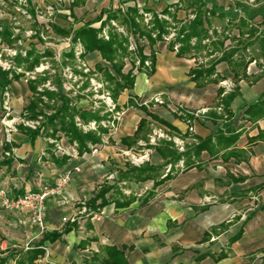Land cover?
<instances>
[{"label":"crops","instance_id":"1","mask_svg":"<svg viewBox=\"0 0 264 264\" xmlns=\"http://www.w3.org/2000/svg\"><path fill=\"white\" fill-rule=\"evenodd\" d=\"M4 1L13 4L15 0ZM30 1L35 14L47 6L55 7L44 34L57 38L64 37L52 26L77 30L91 23L98 29L100 12L110 7L136 6L155 14L167 9L178 20L193 16L191 9H174L181 0ZM213 1L225 9L234 4L233 0ZM261 21L257 17L254 23ZM218 22L214 19L213 26ZM0 23L12 27L9 21ZM143 47L149 55L148 43ZM152 52L153 74H135L133 88L124 90L117 99L116 125L102 136L100 144L82 155L60 132L58 140L43 135L32 138L17 125L7 136L0 96V250L1 257L9 255L7 264H17L20 253L38 244L44 232H60L71 223L74 227L68 233L43 244L45 253L34 264H102L107 258L106 247L121 252L125 264H264V76L255 80L262 60L251 63L247 78L237 84L239 94L229 106L232 119L227 128L225 120L212 117L210 112H223L216 107L218 91L224 88L228 92L226 84L234 86L229 65H216L222 82L198 87L189 77L195 59L178 58L163 41L153 46ZM85 61L92 69L99 63L112 72L98 52L86 55ZM9 91L11 118L17 124L33 93L21 80L13 81ZM129 98L134 106H128ZM142 119L152 128L149 138L161 130L185 144L210 139L200 153L198 166L175 169L173 178L160 182L169 173L170 164L165 166L156 150L144 148L146 143L141 139L130 147L121 142L134 135ZM57 145L64 152H58ZM128 154L146 155L144 163L164 168L156 177L157 186L153 180L118 181V172L126 171V163H130ZM62 174L70 176L69 184L61 197L46 202L42 229L28 224L27 209L3 210L2 192L17 196L52 184ZM105 182H116L109 194L111 202L99 212L81 215L82 207L88 208L87 200ZM149 193L151 199L142 204ZM130 199L128 206H116Z\"/></svg>","mask_w":264,"mask_h":264},{"label":"trees","instance_id":"2","mask_svg":"<svg viewBox=\"0 0 264 264\" xmlns=\"http://www.w3.org/2000/svg\"><path fill=\"white\" fill-rule=\"evenodd\" d=\"M28 2V13L33 19L35 11L30 0ZM233 6L225 9L218 6L213 0H181L174 9L192 10V17L186 20H178L174 13H170L167 9L163 13L155 14L146 11L151 15V20L147 25L143 22V15L138 12L136 6L128 7L125 11L120 8H108L102 10L96 20L100 22L98 29L91 27V23H86L77 30L73 29H58L52 26L54 32L63 37H70L71 44L80 43L83 48L81 58L85 59L86 55L92 52H98L101 59L108 63L112 72L104 68L99 63L95 65V71L99 72L104 81L105 90L109 93L110 98L115 104V111H118L116 105L117 99L124 90H131L134 86L133 69L135 60L140 62L137 68L138 72H144L151 76L154 72L153 65L155 57L152 52L153 46L158 42H166L164 37L172 30L175 34L172 40L167 42L168 49L176 53L178 58L195 59V66L190 69L189 77L196 83L198 87H202L208 83H220L223 79L216 74V65L221 62H226L232 73L234 74V86L226 92V89L220 88L217 95L216 107L222 108L221 114L210 112L212 117L225 120L224 126L229 128L231 115L229 106L233 99L238 96L239 89L237 84L240 80L247 78L248 66L261 59L259 63L260 73L255 78L257 80L264 76V0H254L252 4L248 0H233ZM75 1L72 2V7ZM159 15L167 16L170 20L166 21ZM105 16V17H103ZM260 17L262 21L258 24L254 20ZM218 19L221 22L219 29L213 26V20ZM114 21L118 25L126 28V31L136 40H145L151 48L150 54H144V47L137 44L135 54L137 58L134 60V53L129 51L128 38L123 34L118 33L110 22ZM34 24L38 26L37 21ZM108 26V40L99 37L102 29ZM0 41L13 46L19 40V35H14L12 27L0 23ZM39 36V32H36ZM40 39V38H39ZM41 41V39H40ZM137 42V41H136ZM52 53L49 50L38 52L31 45L26 52V56L18 55L15 58L16 64L19 67H24L25 71H32L41 63L45 57H51ZM133 57V58H132ZM130 61L131 69L126 73L123 72L125 67L124 59ZM149 61L150 65L145 66V62ZM75 57L73 49L68 53L63 54L62 64L74 63ZM78 73V71L75 70ZM48 73V72H47ZM40 77L38 81H32L28 87L33 93V98L30 100L28 107L24 111L23 118L29 121L36 120L42 116L43 122L41 127L31 129L23 125L18 127L21 132L35 138L38 135L49 137L58 140L56 134L62 133L64 137L75 148L78 155L88 152L96 144H100L102 136L108 133L109 126L101 125L102 122H112L116 125V120H112V113L105 111L104 104L98 109H82L73 105L70 100L65 98L61 93V83L58 79L55 91L44 89L38 92V87L49 80V75ZM11 74V77L9 75ZM82 74V73H78ZM48 75V77H47ZM22 75L14 74L11 71H4L0 68V90L9 88L13 81H19ZM60 77V76H59ZM88 88V82H85L82 89ZM102 103V102H100ZM128 106H134L131 98L128 100ZM142 108V106L140 107ZM215 112V111H214ZM76 118L84 125L95 121L97 124L96 130L84 132L76 125ZM110 118V119H109ZM41 128L43 132H41ZM152 133L150 123L145 120H140L137 129L132 137L123 138L121 142L128 147L142 140L146 143V149H154L165 160L166 165H172L169 173L160 180V182L173 178L175 172L174 165L181 159H184L183 171L197 167L200 153L206 149V145L211 141L198 140L185 144L183 153L175 149L172 141L160 140L156 145H150L149 135ZM91 146V147H90ZM127 170L118 172V181L133 180L135 182H146L153 180L154 187L159 184L156 181L158 172L163 170V167L151 166L148 163H143L139 166H134L126 163ZM179 170V169H176ZM116 187V182L112 185L103 183L96 193L85 203L90 213L99 212L102 208L108 205L110 200V192ZM109 195V196H108ZM152 197L149 193L142 204H146ZM131 199L116 203V206L126 207ZM74 223L66 224L65 228L60 231L44 232L41 241L29 247L24 253H20V258L17 264H34V261L39 256L44 255L43 244L47 241L54 242L60 239L63 234L68 233ZM107 253V258L102 261V264H125L123 254L114 248H104ZM3 252L0 250V264H7L9 257H1Z\"/></svg>","mask_w":264,"mask_h":264},{"label":"built area","instance_id":"3","mask_svg":"<svg viewBox=\"0 0 264 264\" xmlns=\"http://www.w3.org/2000/svg\"><path fill=\"white\" fill-rule=\"evenodd\" d=\"M17 4L14 7L15 12H17L18 14H20L22 17L24 18H31L30 15L28 14L26 8H27V0H16ZM60 1V0H58ZM248 2L250 4H252L254 2V0H248ZM0 6L2 7H6L7 4L4 0H0ZM127 8V6H121L120 9L122 11H125ZM56 9L54 6H47L43 11L40 12H36V18H37V22L39 23L40 26H43L41 33H40V39L44 40L45 39V34L44 31H48L49 30V21L50 18L54 15ZM147 18L146 20L150 19V15H146ZM160 18L162 19H168L166 16H162L159 15ZM39 19H42L41 21ZM10 20H14V18L10 19ZM10 22V21H9ZM11 23V22H10ZM16 24V23H15ZM114 24V23H113ZM12 25V24H10ZM14 29V27H13ZM1 30V27H0ZM118 32L120 33H124V31L122 29H117ZM14 35H18V30L14 29ZM36 34V33H34ZM29 37L31 38L33 35V32H29L27 34ZM103 35L105 36V39H107L106 36V31L103 29ZM100 37H102V35H99ZM174 34L171 36L173 38ZM38 38V39H39ZM164 39L166 40V42H168L169 37H164ZM69 41V42H68ZM68 43L70 49H73V53H74V57H75V63H77L79 66L81 62L84 61V59L81 58V55L83 54V48L80 45V43H76L75 45H72L70 42V40L68 39ZM129 51L135 53L136 49H137V44H141V40L138 43V40L135 39H130L129 40ZM137 41V42H136ZM32 42V41H28V43L25 46H22L20 44V41L18 40L17 43H19L22 47L21 49L15 48L14 46L16 45L13 44L14 46H9L3 42L0 41V68L4 71H11L14 74H20L22 75L21 77V81H23L25 84H29L30 82H32L33 80H35L38 76H44L45 72L49 71V66H48V62L44 61L46 60L45 58L42 59V62L36 66L34 68L33 71H25L22 69V67H19L16 62H15V58L18 55H22L23 57L26 56V52L27 50H29L30 46L33 45L36 48V45L38 43H41V41H36ZM146 42H142L141 46H143V44ZM139 44V45H140ZM48 47H44V49L41 51H45L48 50ZM3 53L6 56H9L12 58V61H5L3 59ZM54 54V53H53ZM58 55H61V52H57ZM56 55V52H55ZM54 55V56H55ZM55 59H57L56 57H54ZM63 56V54H62ZM4 60V61H3ZM79 62V63H78ZM255 62H253L254 64ZM82 64V69H83V74H91L93 73V69L90 68L86 61L81 63ZM140 62L138 59L135 60V71L137 74V68L139 67ZM150 62L146 61L145 62V66H149ZM59 75H61L60 77L62 78V76L66 79H77L76 75H74L72 67H69L68 65L65 66L64 69H62L61 73H59ZM9 77H11V74L9 75ZM88 77V76H87ZM80 78V77H79ZM96 76H94V74H92L91 76H89V78H87V80H89V88L91 91H93L96 94V97L98 99H100L99 101L103 102V104H105V111L112 113V120H116L119 117V113L115 111V104L113 103V101L110 98L109 93L104 90V84L103 82H101L98 78H96ZM99 82H98V80ZM232 85L231 84H226V88L227 91H229L231 89ZM38 92H42L44 89H48L51 91H55L56 89L52 87L50 80H47L43 85H40L38 88ZM0 96H1V100H2V125L5 127L6 130V135L9 136L10 133L12 131H15V124L14 122L16 121V119H12V108H11V104H10V91L9 88H6L5 90H0ZM156 102H161L159 100L156 99ZM95 104V103H94ZM96 106V104H95ZM93 108V107H92ZM99 108V107H97ZM24 113L21 115V117H19V119L17 120L18 125H23L25 127H29L31 129H37L41 127V123H42V116H39L36 120L34 121H29L23 118ZM76 125L78 127H80L84 132L87 131H92V130H96L97 128V124L95 122H90L87 125L82 124L79 119H76ZM101 125L103 126H109L110 128L113 127V123L112 122H102ZM43 131V129L41 128V132ZM163 138V139H167V140H172V142L174 143L175 148L178 150V152L183 153L185 150V142L179 139H172L169 138L164 132H162L161 130H156L153 132V134L150 136V140L149 143L151 145H155L157 143V140ZM9 140V138H7ZM145 144H141V146H144ZM57 151L58 152H64L63 148L60 145H57ZM147 156H141V157H137V156H132L133 161L132 163L135 164L136 166L141 165L142 163H144L145 158ZM141 163V164H140ZM184 166V159L181 158L175 165L174 167L176 169L182 170ZM172 166H168L167 167V172H170ZM70 181V176L67 174H62L60 175L52 184H47L45 186L40 187L37 190H27L22 194H19L17 196H12L9 195L7 192H2L1 193V206L3 208V210L5 211H10V212H18V211H22L23 209H27L28 213H29V218H28V224L31 225L32 227H38L40 229L43 228V222L45 219V211H46V202L49 199H56L59 198L63 195L64 190L66 189V187L68 186ZM89 213V209L86 208L85 206L82 207L80 214L81 215H85ZM64 221H66V219H64Z\"/></svg>","mask_w":264,"mask_h":264},{"label":"rangeland","instance_id":"4","mask_svg":"<svg viewBox=\"0 0 264 264\" xmlns=\"http://www.w3.org/2000/svg\"><path fill=\"white\" fill-rule=\"evenodd\" d=\"M243 1H245V0H243ZM6 4H7L6 7L0 6V21H10L11 24H12V27H14V29H17L18 30V35L20 37L19 38L20 44L22 46H25L28 43V41H32V42H35V43H37L36 41H38V40L40 41V39H38V38L40 37V33L43 30L41 28H39V26H36V24H33L34 21H37L36 14H34L35 17L33 19L32 18H24L20 14H18L17 12H15V10H14L15 5L17 4V1L16 0L13 1V4H11V3H6ZM131 7H133V6H131ZM127 8H125V9H127ZM28 9H29V7H28V3H27L26 10L28 11ZM137 9H138V12L143 15V22H144V24L147 25V23L151 20V15L149 13H147L142 8H137ZM34 11H36V10H34ZM146 15H150V19L149 20H146V18H147ZM12 18H14V20H10ZM39 20L41 21L42 19H39ZM164 20L169 21L170 19L168 18V19H164ZM220 23L221 22H218V23L214 24V25H217L216 26L217 29H219V27L221 26ZM110 24H111L112 27H114L116 29L117 32H118L117 29H122L124 31V33H121V34H123L125 37H127L128 38V41L130 39H135V38H133L131 35H129L127 33L126 28L118 25V23H116L114 21H111ZM104 30L106 31L107 39H105V36L103 35V29H102V31H101V33L99 35H102V38L103 39L108 40V37H109L108 36V26L104 27ZM30 31L33 32V35H32L31 38H28L29 36L27 34ZM37 31L39 32V36L36 33ZM34 33H36V34H34ZM118 33H120V32H118ZM173 34H175V31L174 30H172L171 32H169L168 35L165 36V37H169V40L168 41L172 40V37L171 36ZM44 36H45V39L44 40L41 39V43H38L36 45V48L34 47V49L40 53L44 49V47H48L49 48L48 50L52 53V56L51 57H45L46 60H44V61L48 62L49 71H48V73L47 72H45V73H47L49 75V77H50L49 80H50V83H51L52 87L53 88L56 87L57 81L60 78L59 81L61 83V93H62V95L65 98H67L68 100H70L73 105H76L79 108L82 107V108H85V109L86 108L90 109V107H93V109H98L97 107H100L101 104H103V102L100 103L101 102V101H99L100 99H98L96 97V94L93 91L90 90V88H89L90 87L89 86V80H87V78H89V76H91L92 74H94V76H96V78H98L101 82H103V84H104V90H105V85L106 84L102 80V77H101L100 73L97 72V71H95V68H93V70H94L93 73H91V74H89V73L88 74H83L84 73L83 72V69H82L83 66H82L81 63L85 62V59L84 58H83L84 59L83 62H81V63L78 62L80 64V66L77 63H75V62L74 63H67L65 65L62 64V61H63L62 54L68 53L69 50H70V47H71V46H69V43H68L69 42L68 39L70 40V37L57 38L56 36L54 37L50 33L49 34H45ZM139 41L140 40H138V43H139ZM142 42H146V41L145 40H142ZM142 42H141V44H142ZM20 44L19 43H16V45L15 46L13 45V46L15 48L21 49L22 47H20L21 46ZM55 52H56V55H55ZM57 52L58 53L61 52V55H58ZM136 54L134 53V56H133L134 57V60L137 58V55ZM53 56L56 57L57 59L53 58ZM3 59L5 61H12V58L9 57V56H6L4 53H3ZM129 61L130 60L127 59V58L124 59V62H125V67H124V70H123L124 73H126L129 69H131V64H130ZM41 62H42V60H41ZM67 65L69 67H72L73 73H74V75H76L77 79H66L63 76H62V78L59 77V76H61V75H59V73H61L62 69H64L65 66H67ZM75 70L78 71V73H82V74H78L77 72H75ZM138 73H140V72H138V70H137V74ZM133 74L134 75L136 74L135 67L133 69ZM48 75H47V77H48ZM40 77L41 76H38L35 80H33V82L34 81H38V79ZM99 80H98V82H99ZM85 82H88V88L82 89V86H83V84ZM94 103L96 104V106H95ZM104 106H105V104H104ZM42 122H43V120H42ZM93 122H95V121H93ZM104 123H105V121H104ZM17 125H18V122H17V124H15V128L17 127ZM161 139H163V138H160V140ZM149 140H150V138H149ZM163 140H165V139H163ZM166 141H172V140H167L166 139ZM131 156H132L131 154H128L127 161H129L132 165H135V164L132 163L133 158Z\"/></svg>","mask_w":264,"mask_h":264}]
</instances>
